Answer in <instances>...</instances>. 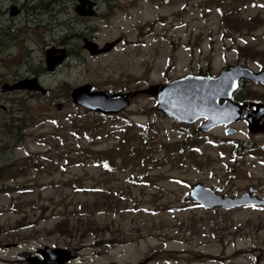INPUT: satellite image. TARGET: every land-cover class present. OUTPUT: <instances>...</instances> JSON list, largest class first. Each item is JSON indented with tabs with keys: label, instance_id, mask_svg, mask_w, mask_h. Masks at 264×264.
Masks as SVG:
<instances>
[{
	"label": "rangeland",
	"instance_id": "374dc122",
	"mask_svg": "<svg viewBox=\"0 0 264 264\" xmlns=\"http://www.w3.org/2000/svg\"><path fill=\"white\" fill-rule=\"evenodd\" d=\"M98 1V17L82 25L70 0L62 7L70 12L55 15L44 41L69 43L72 58L47 77L53 92L12 98L24 139L0 160L8 167L0 179V264H29L21 255L45 247L76 250L66 264H264V207L208 210L190 198L198 183L225 196L250 188L264 196L263 158L234 159V137L223 128L204 134L203 121L180 124L149 95L115 116L71 100L86 84L128 93L189 74L217 77L227 66L261 70L264 0ZM84 37L101 47L119 43L93 56ZM7 116L0 111V134ZM236 128L247 141V128Z\"/></svg>",
	"mask_w": 264,
	"mask_h": 264
},
{
	"label": "water",
	"instance_id": "95a60500",
	"mask_svg": "<svg viewBox=\"0 0 264 264\" xmlns=\"http://www.w3.org/2000/svg\"><path fill=\"white\" fill-rule=\"evenodd\" d=\"M96 5L93 0H78L75 10L81 17L92 18L96 15ZM118 43L119 41L107 43L100 48L97 43L85 38L84 48L91 55L97 56L110 52ZM65 60V51H61L59 56L56 50H49L47 53V65L51 72ZM240 81L264 84V70L254 72L248 67L236 65L222 71L219 77L188 75L163 86L154 85L130 93L111 94L107 91H92L91 85H84L75 88L71 97L75 105L91 112L117 115L126 111L136 96L150 95L158 98V106L163 114L178 122L193 125L199 119L205 118L207 121L201 127V131L205 133L217 126L232 125L243 119L253 132L256 131L254 128H260L259 132H262L264 105L248 104L245 108L232 102L233 93L238 89ZM16 87L35 91L43 96L49 93L37 79L23 81ZM221 100L224 102L221 103ZM253 106H256L254 110ZM234 132V130L228 131V134ZM253 192L254 189L239 198H225L212 189L197 184L192 187L190 196L195 202L210 210L216 208L233 210L247 205H264L263 199L251 197ZM21 256L26 258L29 264H66L77 257V251L45 247L37 251L36 257H32L31 253Z\"/></svg>",
	"mask_w": 264,
	"mask_h": 264
},
{
	"label": "flooded vegetation",
	"instance_id": "af4514ba",
	"mask_svg": "<svg viewBox=\"0 0 264 264\" xmlns=\"http://www.w3.org/2000/svg\"><path fill=\"white\" fill-rule=\"evenodd\" d=\"M95 1L97 2V14L95 17H98V8L101 6V3L98 0ZM38 4L39 0H0V111L8 115L4 119V123L12 121L14 115L16 118H19L18 112L20 109L17 108L19 106V101L17 100L14 106V100H12V98L23 95H40V93H36L35 91L19 89L16 86L20 85L23 81H35V79H37L38 82L49 91L50 95L53 89L45 84L48 80L47 77L61 71L66 61L72 58L69 43L62 46L60 44L56 46L52 42L45 43V38L50 36L53 37V30L56 24V13L55 9L51 11L48 9L45 10L46 8L44 6V8H38ZM74 4H77V0ZM65 11H68L67 13L70 12L67 8L60 9L57 15ZM74 13L76 15L74 21L76 20L80 25L89 21L88 18L79 16L75 8ZM68 22L71 23V20H68ZM40 30L41 33H39ZM49 50H56L58 56L61 55V51H65L67 58L66 61L55 67L52 72L47 65V53ZM258 85L264 86V84ZM232 100L245 108L248 104L264 105V92L239 88L233 93ZM9 103H11V105H9ZM221 103H223V101H221ZM255 108L256 106L252 107L253 110ZM261 123L264 125V117ZM241 124L248 130L247 141L242 140V138L238 136L239 130L236 126H240ZM218 128H223L227 136H229L228 131H235L234 133L236 134L230 135L234 137L232 142L234 149L232 151L238 148L240 144H248L249 147L256 148L254 150L248 149V152H239L236 153V155L233 154L232 156L234 159L237 160L239 156L243 157L245 155L256 154L258 159L263 158L264 160V131L259 132L260 128H254L256 131L253 132L243 120L228 127L220 125L212 129V131ZM222 143L223 141L221 143L218 142V144ZM253 144L255 146H253ZM251 189L253 188H250V190ZM250 190L246 191V193ZM215 191L218 192L217 190ZM260 191V189L256 188L253 196L264 199V196L260 195ZM246 193L227 197H238Z\"/></svg>",
	"mask_w": 264,
	"mask_h": 264
},
{
	"label": "trees",
	"instance_id": "16d2710c",
	"mask_svg": "<svg viewBox=\"0 0 264 264\" xmlns=\"http://www.w3.org/2000/svg\"><path fill=\"white\" fill-rule=\"evenodd\" d=\"M65 0H39V4L37 5L38 8L43 7L45 4L49 5V3H52L54 6L53 8L56 11V6H59L61 9L64 5ZM76 0H70V3H75ZM65 7V5H64ZM57 15V13H56ZM56 17V16H55ZM72 32V31H71ZM75 36H80V34H73ZM244 86H242L241 89H243ZM23 121V120H22ZM9 122V123H7ZM4 123L2 128V133L0 134V160L1 158L9 155V153L12 152L14 147H16L19 143H21L24 139V122L21 126H18L19 120L12 119V121H7ZM7 123V124H6ZM15 123L17 125H15ZM5 128V129H4ZM192 142H194V139H191ZM13 144V147H11ZM11 147V148H10ZM248 149L254 150V147H249L248 144H240L238 148H235L234 151H232V155H236V153L239 152H248ZM8 167L2 165L0 162V179H2V176L6 173ZM103 232V230H99ZM73 234H71L72 236Z\"/></svg>",
	"mask_w": 264,
	"mask_h": 264
}]
</instances>
